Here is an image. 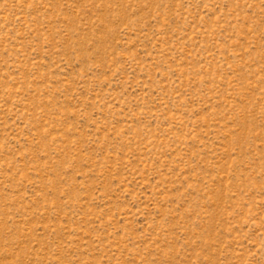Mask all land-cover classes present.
<instances>
[{
	"label": "rangeland",
	"instance_id": "1",
	"mask_svg": "<svg viewBox=\"0 0 264 264\" xmlns=\"http://www.w3.org/2000/svg\"><path fill=\"white\" fill-rule=\"evenodd\" d=\"M0 264H264V0H0Z\"/></svg>",
	"mask_w": 264,
	"mask_h": 264
}]
</instances>
